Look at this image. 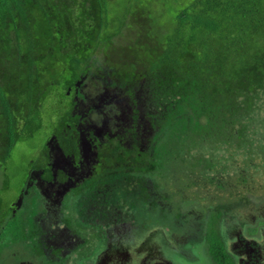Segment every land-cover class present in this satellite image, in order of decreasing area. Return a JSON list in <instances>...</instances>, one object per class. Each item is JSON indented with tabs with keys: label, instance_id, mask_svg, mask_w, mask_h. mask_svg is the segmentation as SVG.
<instances>
[{
	"label": "flooded vegetation",
	"instance_id": "flooded-vegetation-1",
	"mask_svg": "<svg viewBox=\"0 0 264 264\" xmlns=\"http://www.w3.org/2000/svg\"><path fill=\"white\" fill-rule=\"evenodd\" d=\"M93 68L46 70L39 96L0 78V264H202L209 224L221 242L208 250L213 264H264V146L243 167L253 190L189 197L179 178L194 163L178 149L182 128L140 108L144 78L121 83ZM51 95L59 120L44 131ZM36 134L42 143L10 163ZM227 162L237 180L242 168Z\"/></svg>",
	"mask_w": 264,
	"mask_h": 264
},
{
	"label": "trees",
	"instance_id": "trees-1",
	"mask_svg": "<svg viewBox=\"0 0 264 264\" xmlns=\"http://www.w3.org/2000/svg\"><path fill=\"white\" fill-rule=\"evenodd\" d=\"M108 1L0 0V78L18 80L22 96H39L46 70L72 69L74 60L126 33L130 51L124 70H112L114 78H144L140 108L157 111L161 127L182 128L178 149L194 168L179 180L206 181L228 171L207 151L264 146V126L256 118L262 109L256 101L264 103V33L251 46L246 32L256 26L264 31V0H171V14L164 8L156 15L153 3L136 2L131 24L110 17ZM16 8L21 15L11 14ZM198 154L202 164L192 159Z\"/></svg>",
	"mask_w": 264,
	"mask_h": 264
},
{
	"label": "rangeland",
	"instance_id": "rangeland-1",
	"mask_svg": "<svg viewBox=\"0 0 264 264\" xmlns=\"http://www.w3.org/2000/svg\"><path fill=\"white\" fill-rule=\"evenodd\" d=\"M170 1L171 0H168L165 3L164 2L160 3V0H109L108 7H109L110 17H113L115 19L118 18L120 20L126 19L127 23L131 24L132 21L134 22V20H132L131 13L136 11V7H135L136 2H141L146 5L153 3L152 4L153 7H151L153 9L151 12L153 15H156L158 12H161V10L164 8L166 12L168 11L169 14H171ZM22 12H23L22 9L16 8L12 10L11 14L18 16V15H21ZM251 21L249 22V24H247L248 26L251 24ZM117 22H119V20ZM104 28L106 29L107 32L113 29L112 26H109V25H105ZM246 32L249 33L248 35H252L251 37L252 43L250 44L251 46H253V44L256 45L255 44L256 41L259 39L260 35H263L264 33V31H262V29L260 28L258 29L257 26L255 29L246 30ZM104 40H106V37H104V39L101 40L99 43H102ZM127 43H128V38L126 37V33H125L124 37L121 36L115 39L114 45H110L108 47L105 43H102L101 45L93 49L92 52L94 53V55L90 62L94 65L93 72L99 73L102 70H110V69L119 70V68H121L124 64V58L126 54L130 51V49L127 48V45H128ZM116 45L122 48H125V49H115ZM89 60L90 59L88 57H81L79 60H74L72 62L73 70H76L78 67H82L86 65L89 62ZM102 60L105 61L106 63L100 64ZM94 63H98V64H94ZM122 68L124 70V67ZM260 100L264 102V92H260ZM256 102L259 108L262 107V109L256 115V118L259 119L257 126L261 127L260 124L264 125V103H261L259 100H257ZM60 108H61V105L58 103L57 99L51 95L50 101L47 102V104L43 107L42 111L40 110L43 126L45 125L44 131H46L47 129H49V131L53 129L54 125L59 120L58 115H59ZM255 113L253 114L254 116H255ZM222 139L223 138H221L220 140L222 141ZM42 141L43 139L39 138L38 134L35 135L34 140H32L31 138H27L21 141L20 148L19 150H17V153L15 154V156L10 160V163L14 165L21 163L22 154L20 153V151L27 150V148L31 144L33 145V148H36L42 143ZM255 147L256 146H254V148ZM233 149L235 148H231L230 150L229 148L228 149L225 148V150L218 151V149L215 148V150L217 151L215 150L214 152L207 151L206 155L210 157L214 156V158L219 157L222 163H224V159L226 157L231 156L233 161H235L237 165H239V168H242L241 170L242 176H239L237 180H235L234 177L230 176V173L234 174V169H233L234 166L231 163L229 166V163L227 162L226 164L228 165V171L224 172L222 176L223 185L216 184L219 182V179H221L220 176L217 178L216 183L204 182V179L200 180L199 177L196 178L195 176H193L192 180L189 181V184H190L189 189L191 190V192H189L188 190L186 192L189 197L195 191V192L201 193V195L205 199L212 198L215 200H219V199H222V197L219 196L217 193H215V191L217 190H223V191H235V190H240V189L253 190V183L249 178H247L248 172H246V170L243 169V167L246 165L245 161L249 159L248 157L252 159V156H251L252 149L247 148V147L244 148L243 145L238 147L237 150H233ZM202 157H201V154H198L197 158L193 157L192 159L196 160L199 164H202V159H199ZM241 160H243L244 162L243 164L239 162ZM218 166H221V165L218 164ZM229 167L231 168L229 169ZM12 169L13 168L10 165L8 170H12ZM192 185H194L195 187L193 188ZM208 235L210 239L212 240L210 241V239H208L204 245L199 247V254H200L201 260L203 261L202 264H213L212 256H210L208 250L210 251V248L213 249L212 248L213 244L221 245V242L219 241V230L217 229L213 230L211 224H209Z\"/></svg>",
	"mask_w": 264,
	"mask_h": 264
},
{
	"label": "clouds",
	"instance_id": "clouds-1",
	"mask_svg": "<svg viewBox=\"0 0 264 264\" xmlns=\"http://www.w3.org/2000/svg\"><path fill=\"white\" fill-rule=\"evenodd\" d=\"M93 55H94V53L92 52V54H91L90 57H89V59H90V60H89V63L91 62V59H92ZM102 63H105V61L102 60V62H101L100 64H102Z\"/></svg>",
	"mask_w": 264,
	"mask_h": 264
}]
</instances>
